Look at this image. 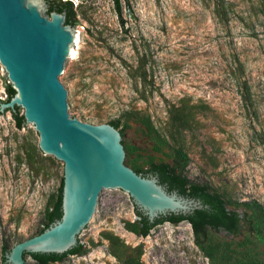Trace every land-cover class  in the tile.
Returning a JSON list of instances; mask_svg holds the SVG:
<instances>
[{"label":"rangeland","instance_id":"rangeland-1","mask_svg":"<svg viewBox=\"0 0 264 264\" xmlns=\"http://www.w3.org/2000/svg\"><path fill=\"white\" fill-rule=\"evenodd\" d=\"M72 1L82 25L59 75L69 115L93 124L119 119L129 167L171 162L174 148L182 147L190 181L220 192L229 209L249 213L253 200L264 206V12L258 0H224L222 17L215 11L220 0H129L136 20L128 17V25L122 0L127 33L112 0ZM4 90L0 78V100ZM188 108L192 117L184 113ZM10 115L4 112L5 121L0 114V256L2 246L9 249L42 227L63 172L62 161L39 150L34 127L17 129ZM180 117L189 120L187 129ZM137 218L125 191L103 189L78 235L83 252L50 264H127L137 257L143 264H264V243L247 230L239 239L210 232L208 254L187 221H165L143 237L131 228Z\"/></svg>","mask_w":264,"mask_h":264},{"label":"water","instance_id":"water-1","mask_svg":"<svg viewBox=\"0 0 264 264\" xmlns=\"http://www.w3.org/2000/svg\"><path fill=\"white\" fill-rule=\"evenodd\" d=\"M46 6V0H0V65L4 69L0 78L4 88L8 79L15 90L9 100L1 98L0 114L4 118L6 110L16 112L18 107L19 113L23 108L24 130L27 123L32 125L42 154L63 162L61 216L39 234L4 251L6 264H25L27 253L62 254L77 246L103 189L125 191L133 214L137 216L135 206L150 223L161 216L187 215L208 207L198 198L168 191L156 176L142 175L126 165L121 133L110 123L93 124L69 115L67 90L59 75L74 54L76 26L82 24L77 19L73 26L65 23V11L46 14ZM125 14L127 25L128 17L136 20L129 0H125ZM117 20L121 32L127 33L129 26L125 29L121 15L117 14ZM4 92L7 95L6 88ZM236 211L244 214L240 207ZM216 233L229 239L241 237L225 230ZM2 255L3 246L0 263Z\"/></svg>","mask_w":264,"mask_h":264},{"label":"trees","instance_id":"trees-1","mask_svg":"<svg viewBox=\"0 0 264 264\" xmlns=\"http://www.w3.org/2000/svg\"><path fill=\"white\" fill-rule=\"evenodd\" d=\"M262 10L264 12V0H258ZM46 14L55 10L57 12L65 11L66 21L65 23L74 25L77 20L75 18L76 12L71 0H46ZM115 10L118 15H121V5L122 0H113ZM216 13L219 17L225 14L224 0L216 3ZM123 23V20H122ZM7 98L13 96L15 90L11 87L10 83L5 85ZM12 112V117L15 120V124L18 128L24 126L25 120L23 114H19L17 111ZM184 113L189 117H192L191 109L184 110ZM182 122V118L179 119ZM184 121V120H183ZM108 123L117 128L121 136L124 135V129L121 128V122L119 119L109 120ZM183 123V122H182ZM189 120L181 125L182 129L188 128ZM174 156L171 162L159 161V162H149L147 168H140L136 165H131L130 167L137 173L142 175H154L157 177L158 182L162 184L168 191H176L178 194L198 198L203 204H207L208 207L201 209H195L191 214L187 215H175L169 214L167 216H161L157 218L154 222L150 223L146 216H144L139 210L135 209V213L138 216V220L135 221L131 228L134 232L141 236L148 235L151 228L155 225L160 224L164 221H169L172 223H178L180 221L186 220L190 222L191 228L194 234V238L198 246L205 253L211 254L212 244L210 243V232H220L225 230L226 234H231L234 236L240 235L243 230H247L255 234L264 243V206L259 204L257 201L248 202L246 205L249 208V213L239 214L238 211L228 208L227 201L223 195L218 191H213L207 184L192 182L183 173L185 167L188 165L189 157L182 147L174 148ZM126 164V163H125ZM63 181L58 188V193L52 203L51 208L46 212L45 219L41 228L37 230L34 234H39L42 232L51 222L58 219L61 216V190ZM32 235V236H34ZM220 248V247H219ZM217 247L216 250L218 251ZM221 248L223 250L228 249L227 243H222ZM10 249V248H9ZM4 245L3 255L0 264H6L4 262V251L9 250ZM83 252L82 244L78 242L77 246L71 250L64 252L62 254L55 253H27L25 255H30L38 264H50L52 262H60L69 254H81ZM127 264H143L137 258H128Z\"/></svg>","mask_w":264,"mask_h":264},{"label":"built area","instance_id":"built-area-1","mask_svg":"<svg viewBox=\"0 0 264 264\" xmlns=\"http://www.w3.org/2000/svg\"><path fill=\"white\" fill-rule=\"evenodd\" d=\"M183 221H186V220H183ZM165 222V221H164ZM180 222H182V221H180ZM180 222H178V223H180ZM188 222V221H187ZM163 223V222H162ZM165 223H168L167 225H169V226H171V225H175V224H177V223H169V221H167V222H165ZM189 223V222H188ZM189 225H190V227H191V224L189 223ZM197 264H209L208 263V259H203V260H201V261H199Z\"/></svg>","mask_w":264,"mask_h":264}]
</instances>
